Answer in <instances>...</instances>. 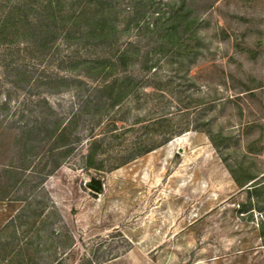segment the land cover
<instances>
[{"label":"rangeland","instance_id":"1","mask_svg":"<svg viewBox=\"0 0 264 264\" xmlns=\"http://www.w3.org/2000/svg\"><path fill=\"white\" fill-rule=\"evenodd\" d=\"M23 1L0 0V264H264V0H184L178 38L154 21L183 0H109L103 43L44 40L49 0L1 32Z\"/></svg>","mask_w":264,"mask_h":264},{"label":"trees","instance_id":"2","mask_svg":"<svg viewBox=\"0 0 264 264\" xmlns=\"http://www.w3.org/2000/svg\"><path fill=\"white\" fill-rule=\"evenodd\" d=\"M34 0H24L20 6L15 8H10L6 12V20L1 29V32H6L8 29H17L16 23L14 22L17 17V23L20 22L19 28L25 27V22L30 12H35L39 8H35L33 5ZM111 2L109 0H88L83 2V0H72L68 3L66 0H49L45 5L40 6L42 13L45 15L46 23L43 25V39L47 40L49 37L55 35V37H68L72 38L76 33V30L81 28V24L86 26V32L82 35L87 41L94 40L95 43L107 42L112 36V19L114 17L111 8L109 7ZM181 8L179 10H172L171 14L162 20L159 16L155 18V29H163L165 23L170 25L169 37L178 38V32L180 24H184L185 28L193 27L197 22L198 18L193 17L189 19L187 15H182L180 10L185 6V1H181ZM20 13V16H19ZM186 17V18H185ZM167 34V35H168ZM102 60L97 59L96 64L101 65ZM63 135H60V138ZM96 144V143H95ZM93 145L91 152L87 158V167L98 168L95 166L94 157L96 154V145ZM215 144V142H214ZM226 165L233 172V166L228 162L227 158H224ZM255 178V177H254ZM89 187L96 192H102V181L96 178H91L89 181Z\"/></svg>","mask_w":264,"mask_h":264}]
</instances>
